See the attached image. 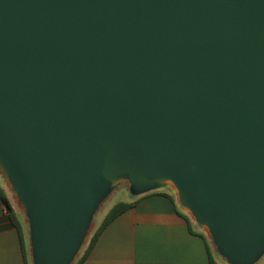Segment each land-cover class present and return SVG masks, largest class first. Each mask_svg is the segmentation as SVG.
<instances>
[{
    "label": "water",
    "instance_id": "1",
    "mask_svg": "<svg viewBox=\"0 0 264 264\" xmlns=\"http://www.w3.org/2000/svg\"><path fill=\"white\" fill-rule=\"evenodd\" d=\"M0 144L66 264L118 159L175 179L247 255L264 240V0H0ZM214 229V228H213Z\"/></svg>",
    "mask_w": 264,
    "mask_h": 264
},
{
    "label": "crops",
    "instance_id": "2",
    "mask_svg": "<svg viewBox=\"0 0 264 264\" xmlns=\"http://www.w3.org/2000/svg\"><path fill=\"white\" fill-rule=\"evenodd\" d=\"M159 184L171 189L149 190L134 199L136 204L105 228L83 264H212L206 231L194 226L202 222L198 207L185 199L177 180ZM25 256L28 260L23 232L0 199V264H26Z\"/></svg>",
    "mask_w": 264,
    "mask_h": 264
},
{
    "label": "rangeland",
    "instance_id": "3",
    "mask_svg": "<svg viewBox=\"0 0 264 264\" xmlns=\"http://www.w3.org/2000/svg\"><path fill=\"white\" fill-rule=\"evenodd\" d=\"M116 169L107 174L100 186L94 191L87 206L81 230L77 241L66 264H75L83 254L91 236L101 225L110 209L118 202H133L138 196L149 190H159L162 187L171 189L170 184H155L148 188L137 187L134 178L133 162L123 157L115 163ZM10 195L12 204L20 223L25 240V248L29 264H42L39 256L38 244V212L35 201L21 181L20 174L9 161L0 144V186ZM161 186V187H160ZM175 194V191H173ZM135 201V200H134ZM196 228L204 229L211 246L213 260L217 264H264V240L247 255L235 254L227 247L217 232L216 227L205 223H194ZM213 229V234L209 232Z\"/></svg>",
    "mask_w": 264,
    "mask_h": 264
},
{
    "label": "trees",
    "instance_id": "4",
    "mask_svg": "<svg viewBox=\"0 0 264 264\" xmlns=\"http://www.w3.org/2000/svg\"><path fill=\"white\" fill-rule=\"evenodd\" d=\"M0 199L3 202V204L5 205L11 219L13 220V223L19 228V231H21L20 223L18 221V218H17L16 212H15V209L13 207V204L11 202V199L9 198V196L7 195V193L5 192V190L2 187H0ZM136 202H137V200H135L133 202H123V201L118 202L110 209V211L107 213V215L104 218L101 225L95 230V232L91 236L90 241H89L86 249L84 250L83 254L79 257V259L76 261L75 264H83L84 263V261L87 259V257L91 253L92 249L94 248L95 244L97 243L100 235L105 230V228L113 220H115L119 215H121L123 212H125L126 210L133 207L136 204ZM185 218L188 219L187 217H185ZM25 260H26V256H25ZM211 263L217 264L213 260L212 256H211ZM26 264H29L28 260H26Z\"/></svg>",
    "mask_w": 264,
    "mask_h": 264
}]
</instances>
